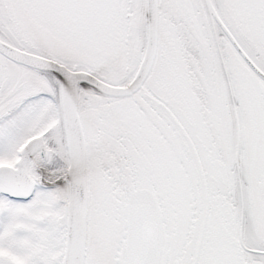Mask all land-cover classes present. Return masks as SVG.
Instances as JSON below:
<instances>
[{
  "label": "snow or ice",
  "instance_id": "obj_1",
  "mask_svg": "<svg viewBox=\"0 0 264 264\" xmlns=\"http://www.w3.org/2000/svg\"><path fill=\"white\" fill-rule=\"evenodd\" d=\"M0 264H264V0H0Z\"/></svg>",
  "mask_w": 264,
  "mask_h": 264
}]
</instances>
